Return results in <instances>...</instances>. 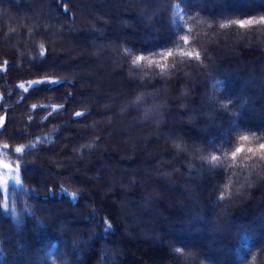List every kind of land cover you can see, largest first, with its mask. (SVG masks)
<instances>
[{"label": "trees", "instance_id": "obj_1", "mask_svg": "<svg viewBox=\"0 0 264 264\" xmlns=\"http://www.w3.org/2000/svg\"><path fill=\"white\" fill-rule=\"evenodd\" d=\"M183 3L178 13L186 29L192 28L194 42L182 47L199 51L201 60L178 55L163 77L145 62L133 79L120 46L171 47L177 35L169 29L171 12L144 0H64L65 12L58 0H47L52 15L41 22L51 27L47 39H36L56 48L49 63L59 61L56 67L63 71L57 74L76 84L17 104L22 93L16 85L44 75L48 65L33 67L25 59L33 54L31 33L37 27L31 0H0V116L7 125L0 145H41L36 137L43 134L55 141L26 155L33 163L16 172L21 183L9 189L8 210L0 209V264H178L169 251L173 244L194 251V264L201 259L253 264L252 256H259L255 264H264V254L256 251L264 249V163L228 161L232 172L209 171L193 153L198 145L230 146L245 130L264 132V29L245 33L218 27L229 17L264 15V0ZM185 7L195 22L184 15ZM213 78L221 84L214 86ZM68 92L74 99L63 98ZM213 94L231 100L229 108L207 104ZM137 96H143L142 104L132 103ZM33 103L64 104L66 111L41 125L52 110L33 112ZM85 109L91 114L73 119L75 111ZM30 114L34 123L27 119ZM102 120L103 130L96 133ZM18 130L29 135L7 138ZM96 137L91 155L69 158L61 169L50 165ZM181 141L188 150L177 152L173 142ZM189 163L195 165L191 170ZM59 186L85 192L76 202ZM105 216L114 231H104Z\"/></svg>", "mask_w": 264, "mask_h": 264}, {"label": "snow or ice", "instance_id": "obj_2", "mask_svg": "<svg viewBox=\"0 0 264 264\" xmlns=\"http://www.w3.org/2000/svg\"><path fill=\"white\" fill-rule=\"evenodd\" d=\"M145 3H149L150 7L155 8L159 5L164 6L165 11H169L172 15L169 17V29H173L176 31L177 35L175 39L171 42V47H163L159 49H163L162 51L158 50V48H139L137 49L135 46H120L121 56L123 57L125 63L131 69L130 77L135 79L139 76L143 68L145 67V62L148 67L150 68H158L159 75L163 77L169 68H174L175 66L170 62L177 57L178 55L181 57L187 58L188 61H200L201 60V53L195 50L185 51L182 46H190L194 41L190 39V35L192 33V28L188 27L186 29L185 22L183 21V16L179 15L178 10L180 9V5L184 4L183 0H177L176 3H173L172 0H157L155 4L151 3V0H144ZM58 3L63 5V11L67 12L69 10L68 5L64 4V0H58ZM185 5V4H184ZM47 0H31V11L33 13V19L37 23L36 29L31 33V48L33 50L32 55H28L25 59L33 66L37 65H45L47 64V68L43 69L42 71L45 73L44 75L28 79L22 83L16 85V90L22 93L21 100L17 102L23 103V101L27 98H30L32 95L36 93H43V92H54L61 87L69 86L75 87L76 81H69L65 77L58 75V71H63L62 69L58 70L56 65L59 61H53L49 63V59L53 53H55L56 48L51 47L50 45L39 42L36 37H43L47 39L48 37V28L51 27L49 23H42L41 19L45 17H50L52 14L50 11H46L47 9ZM184 15L189 16L190 19L195 22V17L190 15V11L187 7L183 9ZM147 15V13H144ZM218 27L220 29L225 30H236V31H244L246 32H255L261 29H264V15L258 16H250V17H237V18H226L225 22L219 23ZM70 31H75V28L69 29ZM99 31V30H96ZM187 34H181L185 33ZM103 35V33H100ZM147 52L148 56H145L143 53ZM7 64V61L3 62ZM21 67V66H18ZM21 70L23 68L21 67ZM47 73H52L53 75H48ZM75 75V73H72ZM213 85L221 84V80L218 78H213ZM215 91V89H214ZM65 100L74 99V94L72 92H68L66 95L63 96ZM143 96H137L136 99L132 102L134 104H142ZM206 103L214 106H219L222 109L227 110L231 105V100H222L216 94L206 97ZM0 107H3L0 104ZM51 108V112L48 116L44 117L40 124L44 125L48 121L49 116H53L59 114L63 111H66V107L64 104H31V110L33 112L39 110L41 112L47 111V109ZM210 111H214L210 109ZM90 111L85 109L84 111H75L72 116L73 119L85 117L90 115ZM233 115H235L233 113ZM148 116V110H145V118ZM28 121L33 122V116L30 114L28 116ZM58 131V130H57ZM7 132V125L5 123V117L0 116V136H3ZM29 135L26 131L18 130L17 135L8 134L9 140H15L17 138H24ZM172 135H175L173 133ZM37 140L43 142L41 145L28 143V144H21L20 146L10 147L9 144L4 143L0 145V149L4 151L11 152L13 155H16L15 160H0V169H3L5 174L13 173V172H21L22 165L30 164L33 162L27 161L24 159L26 155H31L34 151H43L45 149V145L53 146L55 141H50L49 136L47 134L40 135L36 137ZM99 137H96L93 141H88L84 144H80L73 148V154L76 158L82 159L85 154L91 155V153L97 147V141H99ZM183 145V146H182ZM188 145L181 141L180 143L173 142V148L177 152L187 151ZM193 153L197 154L196 158L201 162V168L207 166L209 171H212L217 168H222L229 172H232V166L228 164V161H232L233 165L237 160L241 161H259L264 163V132H255V131H242L237 134L234 143L230 146H224L223 144H217L214 146H204L198 145L193 149ZM18 154V155H17ZM51 164H54L57 168L65 167V162L63 160L51 159L49 161ZM195 165L189 163L188 168L191 170ZM17 184H20V176L16 175L13 177ZM94 180L101 179L100 177H92ZM247 179V178H245ZM133 185L135 184V180L132 181ZM0 184L7 185L8 181L0 179ZM59 190L61 192L67 193L72 201H78L79 198L84 194L85 189L78 187L76 191L69 192L68 188L63 186H59ZM52 191V189H49ZM11 193H9L10 195ZM225 198L224 192H221L218 196V200L223 201ZM150 202V201H147ZM5 210H8L9 204L5 202L3 204ZM30 213L34 210L31 207L27 209ZM95 208H92V212L95 213ZM11 212L13 216H18L19 213L17 209L12 206ZM223 214V213H222ZM104 220V231H114L115 225L113 224L112 220L105 216L103 217ZM109 250L105 249L104 252L101 254L102 256L105 255ZM169 251L173 256L178 258V264H194L196 260V253L191 250H187L179 245H170ZM262 254H264V249L256 250ZM259 260V256H252L253 264ZM67 264V262H65ZM199 264H206V261L201 259Z\"/></svg>", "mask_w": 264, "mask_h": 264}, {"label": "rangeland", "instance_id": "obj_3", "mask_svg": "<svg viewBox=\"0 0 264 264\" xmlns=\"http://www.w3.org/2000/svg\"><path fill=\"white\" fill-rule=\"evenodd\" d=\"M72 50V48H71ZM74 51V50H73ZM75 58V57H74ZM92 80V79H91ZM93 81V80H92ZM95 82V81H93ZM97 83V82H96ZM103 123H104V120L100 121V124H99V127H98V130H96L95 132L96 133H100L102 130H103ZM136 143V140H133L132 143ZM85 143V141L83 142V144ZM76 147V146H74ZM129 148H132V146H130ZM132 150V149H131ZM6 155H4V152L0 149V160H9L5 157ZM69 158H72L73 160H76V161H79L81 159L79 158H76L73 154V151L71 150V154L70 156L68 157H63V159H60V160H63V161H67L69 160ZM50 165H53L54 167H56L54 164H51ZM57 168V167H56ZM64 168V167H63ZM61 169V168H59ZM16 176V172H13V173H9V174H5L4 170L3 169H0V179L2 180H6L8 181V184L5 186V185H2L0 184V209L2 210H5L4 207H3V204L5 202H8L7 201V195L9 193V189L10 188H13V186L17 185L16 181L13 179V177Z\"/></svg>", "mask_w": 264, "mask_h": 264}]
</instances>
